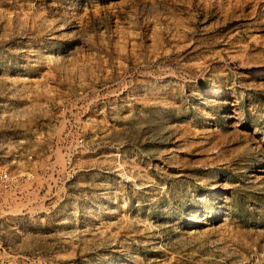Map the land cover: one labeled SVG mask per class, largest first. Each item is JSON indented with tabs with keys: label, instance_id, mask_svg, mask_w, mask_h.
I'll return each instance as SVG.
<instances>
[{
	"label": "rangeland",
	"instance_id": "1",
	"mask_svg": "<svg viewBox=\"0 0 264 264\" xmlns=\"http://www.w3.org/2000/svg\"><path fill=\"white\" fill-rule=\"evenodd\" d=\"M26 151L0 264H264V0H0V166Z\"/></svg>",
	"mask_w": 264,
	"mask_h": 264
},
{
	"label": "built area",
	"instance_id": "2",
	"mask_svg": "<svg viewBox=\"0 0 264 264\" xmlns=\"http://www.w3.org/2000/svg\"><path fill=\"white\" fill-rule=\"evenodd\" d=\"M84 145V136L81 133H77L70 147L65 152L64 164L71 174H75L76 172V170H74L73 159ZM13 157L14 158L11 159L10 162L11 166H0V196L9 193L15 194L18 198L23 199L28 193V177L33 175V172L28 170V163L29 161H33V155L28 154V151H26L22 156L14 154ZM25 213V208H23L20 214ZM13 223L15 222L13 221Z\"/></svg>",
	"mask_w": 264,
	"mask_h": 264
}]
</instances>
